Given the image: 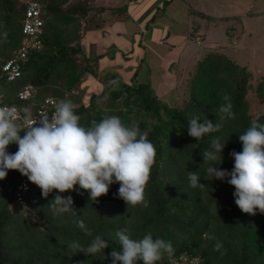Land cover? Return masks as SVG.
<instances>
[{"label":"trees","instance_id":"obj_1","mask_svg":"<svg viewBox=\"0 0 264 264\" xmlns=\"http://www.w3.org/2000/svg\"><path fill=\"white\" fill-rule=\"evenodd\" d=\"M26 1L0 0V66L17 57ZM35 1L39 4L40 43L22 60L17 58L16 76L7 78L0 70V106L16 107L22 119L45 107L48 97L54 108L60 101L70 100L85 127L106 116H118L125 125H138L147 132L157 151L156 164L145 190L146 207L127 205L119 198V183L110 185L98 202L89 200V192L76 185L79 191L60 193L73 197L75 212L71 213L58 212L50 205L56 190L45 198L29 180L23 204L16 203L14 189L25 176L9 170L0 180V264H112L110 254L121 250L116 233L125 228L133 239L150 232L153 238L171 242L173 254H165L157 264H170V259L178 256H198L197 264H264V214L259 210L256 215L242 212L235 203L234 186L226 180L205 179L208 164L202 156L211 150L214 137L228 140L223 162L216 166L232 170L230 153L242 151L239 135L254 119L264 123V103L261 111L253 114L248 102L250 94L264 100V76L252 86V74L245 66L236 64L222 50H209L194 61L185 76L186 96L178 105H170L149 81L136 79V72L145 65L135 54L140 33L133 32L132 43L119 52V59L135 63L126 79L110 64L114 54L105 51L87 56L83 51L81 40L86 34L107 24L122 28L124 21L132 20L126 8L105 5L103 0ZM142 8L144 12L147 6ZM114 48L110 49L114 52ZM104 55L111 59L106 66L99 63ZM27 86L28 95L19 97ZM225 95L235 117L225 119L221 131L202 140L189 136L188 122L193 117L220 122L218 109L229 102L223 99ZM20 119L18 123H22ZM17 150V144L8 146L9 153ZM188 171H197L200 182L212 190L190 187ZM81 221L91 235L78 227ZM97 235L107 240L108 246L94 256L69 247L73 242L86 246Z\"/></svg>","mask_w":264,"mask_h":264},{"label":"clouds","instance_id":"obj_2","mask_svg":"<svg viewBox=\"0 0 264 264\" xmlns=\"http://www.w3.org/2000/svg\"><path fill=\"white\" fill-rule=\"evenodd\" d=\"M223 99L229 102L218 109L220 122L193 117L188 122L189 136L202 140L207 134L221 131L225 119L235 117L230 98L225 95ZM23 111L27 113L28 109ZM19 119L16 107H0V180L7 177L9 170H17L41 189L43 197L56 190L50 205L61 213L75 212V209L73 197L60 193L83 189L89 192V200L98 202L97 198L106 195L114 183H119L117 195L127 205L147 206L145 190L156 164L157 151L147 139V132H142L138 125H125L113 115L85 127L70 100L60 101L51 116L41 113L36 119L26 117L25 124L18 123ZM238 139L242 151L230 153L234 158L231 171L216 166L223 162L222 152L228 140L221 142L219 136L212 139L211 150L202 154L204 163L208 164L204 178L226 180L234 186L235 203L242 212L256 215L259 210L264 214V123L252 120ZM13 143L18 145V150L9 153L8 146ZM187 179L192 188H209L200 182L197 171H188ZM78 227L91 235L82 221ZM116 236L121 250L110 254L112 264L140 261L157 264L165 254L171 256L174 252L170 241L153 238L150 232L141 239H133L125 228ZM107 246L108 241L100 235L86 246L78 242L69 245L88 256L103 252Z\"/></svg>","mask_w":264,"mask_h":264},{"label":"crops","instance_id":"obj_3","mask_svg":"<svg viewBox=\"0 0 264 264\" xmlns=\"http://www.w3.org/2000/svg\"><path fill=\"white\" fill-rule=\"evenodd\" d=\"M105 5H108L106 1H103ZM111 3V1H110ZM142 5L143 3V6ZM119 4V3H118ZM116 5L123 6L125 5ZM144 6H147L146 11H141V16H138V12L142 10ZM126 13L130 17H134L133 13H137L139 20L124 21L121 25L122 28H114L107 24L101 30L91 31L89 34L84 36L85 48L93 52V56L99 53V49H107V47L115 45L113 62L116 65L117 70L121 71L125 76L132 75V69L135 66L134 60L119 59V52L121 48L129 47L132 38L135 36L133 32L140 33L138 45V51L135 53L139 55L144 61L145 65L141 73L139 70L135 76L138 80H145L151 83L152 76H158L161 79L160 83L155 81V84L169 85L172 79L174 80V73H167V69L172 64H176L179 61L182 49L189 41H194L198 34L201 39V46H205L203 33H200L198 25L200 21L205 19H214V25H216L217 19H222L224 16L206 15L207 8H212L210 1H199L198 0H128L127 1ZM125 9V8H124ZM144 10V9H143ZM143 14V15H142ZM129 23V24H128ZM229 33L226 35L232 36L233 33L237 32L234 27H228ZM241 32V31H240ZM106 39L105 41L103 39ZM123 40L124 43H121ZM236 40V42H233ZM238 41V38L232 37L231 47H233ZM221 42V43H220ZM223 39L211 40L210 43L213 45L217 44L222 49ZM121 43V45H118ZM229 43V44H230ZM96 46V48H95ZM124 46V47H123ZM182 46V47H181ZM95 48V49H94ZM178 48V51L176 52ZM218 49V48H217ZM98 50V51H97ZM103 52V51H101ZM108 52V51H106ZM176 53V54H174ZM91 55V56H92ZM102 65H106L109 60L108 58L102 57ZM100 59V60H102ZM152 71V73H151ZM125 79V78H124ZM154 86V85H152ZM163 91L162 89H160Z\"/></svg>","mask_w":264,"mask_h":264},{"label":"rangeland","instance_id":"obj_4","mask_svg":"<svg viewBox=\"0 0 264 264\" xmlns=\"http://www.w3.org/2000/svg\"><path fill=\"white\" fill-rule=\"evenodd\" d=\"M103 1H106L108 4L119 3L118 5L126 6L123 8H128V0ZM199 1L211 2L212 8H207L206 15L224 17H222V19H217L216 25L213 24L214 19H208L207 21L203 19L200 21L198 28L200 29V33H203L202 36L204 38V42H206V45L201 46V39L198 34L196 35L197 38L194 41L188 40L187 45L182 49L178 63L172 64L170 68L167 69L168 74L171 72L174 73V80L172 79L169 85L157 84L161 82V79L158 76L151 77V86L154 85L152 87L156 94L164 98L167 102H169L170 105H178L186 96V91L184 88L186 78L185 76L190 71L194 61L198 58H201L202 55H205V52L209 50H222V52L225 53L236 64L245 66L246 69L252 74V79L249 81L252 86L257 84L261 76H264V0H198V2ZM141 6H143V3ZM141 11L142 10L138 12V16H141ZM138 16L134 14V17L132 18L139 20ZM230 26L234 27L235 30H238L237 32L233 33L232 36H228L224 33V29L226 30V33H229L228 27ZM232 37L238 38L237 43L233 47H231L230 43ZM220 38L223 39L222 49L217 44L213 45L210 43L211 40L218 41ZM103 40L105 41L106 39L104 38ZM233 42H236V40ZM121 43H124L123 40ZM121 43H118V45H121ZM81 45L84 49V53H86L87 56L93 54L92 51L90 53V48L89 50L85 48L84 39L81 40ZM112 47H115V45L113 44L109 47V49L106 50L99 49V53H101V51L105 52L108 50L110 54H114L113 50L110 49ZM177 51L178 48L176 52ZM103 57L107 58L105 55ZM103 61L105 60H99V63L102 64ZM107 64L108 63H106V65ZM110 64L113 65L112 61ZM142 70L144 69L140 67L139 73H141ZM117 71L121 74V71ZM121 77L123 79L127 78V76H125L123 73L121 74ZM155 81L157 82L156 84ZM248 102L249 111H251L253 114H257L261 111V106L264 103V100L255 98L254 94H250L248 97Z\"/></svg>","mask_w":264,"mask_h":264},{"label":"built area","instance_id":"obj_5","mask_svg":"<svg viewBox=\"0 0 264 264\" xmlns=\"http://www.w3.org/2000/svg\"><path fill=\"white\" fill-rule=\"evenodd\" d=\"M26 6L24 8V17L22 20L21 30L23 33V38L21 40V45L17 49V57H13L7 61H5L1 66L0 70L3 73H6L7 78H12L18 74V63L17 58L22 60L27 51H29L33 47H38L39 39L37 38V32L39 26L41 24L39 19V10H38V2L35 0H27ZM30 87H25L21 92L18 93V96L23 98L29 93ZM44 102L47 104L45 107L38 108L35 111V114L30 117L32 119H36L41 113H47L49 116L54 114V102L52 98H46ZM0 107H10L1 105ZM53 107V109H52ZM19 115V114H18ZM21 124L27 123L26 118L20 119ZM28 190V178L22 177L14 190V199L17 203L23 204V199ZM199 257H187V256H178L177 258L170 259V264H197Z\"/></svg>","mask_w":264,"mask_h":264}]
</instances>
